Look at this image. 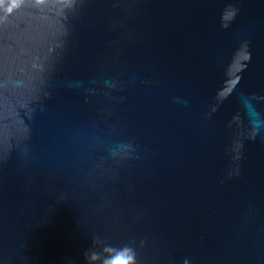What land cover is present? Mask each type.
<instances>
[{"label": "water", "instance_id": "1", "mask_svg": "<svg viewBox=\"0 0 264 264\" xmlns=\"http://www.w3.org/2000/svg\"><path fill=\"white\" fill-rule=\"evenodd\" d=\"M264 264V0H0V264Z\"/></svg>", "mask_w": 264, "mask_h": 264}, {"label": "snow or ice", "instance_id": "2", "mask_svg": "<svg viewBox=\"0 0 264 264\" xmlns=\"http://www.w3.org/2000/svg\"><path fill=\"white\" fill-rule=\"evenodd\" d=\"M121 264H124V262H123V261H121Z\"/></svg>", "mask_w": 264, "mask_h": 264}]
</instances>
